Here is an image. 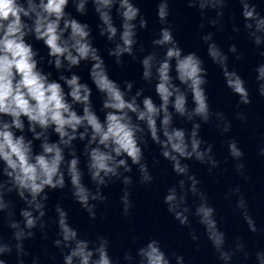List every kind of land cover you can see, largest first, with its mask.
<instances>
[{
    "label": "clouds",
    "instance_id": "1",
    "mask_svg": "<svg viewBox=\"0 0 264 264\" xmlns=\"http://www.w3.org/2000/svg\"><path fill=\"white\" fill-rule=\"evenodd\" d=\"M171 2L155 0L160 27L148 50L140 33L149 29V20L138 0H0V222L8 229L7 235L0 233V264L13 256L15 264H26V243L37 233L44 240L53 234L51 247L60 264H186L184 255L152 236L134 238L121 253H113L110 238L82 234L62 202L50 207V193H66L94 221L98 208L109 202L105 189L119 184L122 214L128 216L135 185L155 182L152 169L160 160L153 157L150 166L146 156L152 145L177 178L167 187L163 204L189 230L197 250L201 237L193 220L218 264H236L241 258L264 264V249L253 253L241 236L229 239L188 163L206 166L209 173L220 169L213 144L201 135L202 125L212 123L228 134L232 123L210 104L205 59L197 51H185L176 39ZM233 2L239 15L226 16ZM185 3L199 13V39L225 87L238 97L237 107L250 105L252 97L247 81L230 67V54L242 58L237 44L225 51L215 38L229 26L259 50L262 61L253 71L257 92L264 97V13L259 0ZM90 13L94 26L80 19ZM98 37L105 41L103 51ZM105 52L121 69L129 62L126 58L137 63L139 81L114 79ZM84 70L87 79L81 75ZM236 118L246 117L238 111ZM224 143L235 172L247 180L239 142L228 138ZM259 155L264 157V147ZM224 198L250 233L264 232L240 186L230 188ZM31 264H41L40 257L32 256Z\"/></svg>",
    "mask_w": 264,
    "mask_h": 264
}]
</instances>
